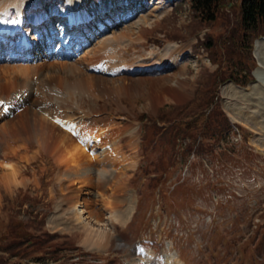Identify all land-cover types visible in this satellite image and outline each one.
I'll return each instance as SVG.
<instances>
[{
	"label": "rangeland",
	"instance_id": "374dc122",
	"mask_svg": "<svg viewBox=\"0 0 264 264\" xmlns=\"http://www.w3.org/2000/svg\"><path fill=\"white\" fill-rule=\"evenodd\" d=\"M62 1L55 4L58 13L65 9ZM230 2L231 5L221 4L224 11L214 20L201 21L194 17L185 0H135L131 3L136 5L129 3L126 7L133 11L130 16L124 17L125 11L113 17L119 19L114 23L106 15L103 21L108 27L97 34H93L96 25L92 26V39L82 43L78 54H72L75 60L81 61L87 54L100 57L99 48L105 39L122 33L132 40L111 44L107 54H103L109 64H113L111 58L119 55L127 65L138 67L147 58L163 54L169 45L181 47L178 68L187 83L186 98H169L153 107L140 96L133 101L121 97L114 102L89 98L92 89L86 95H78L87 115L94 107L103 110L99 115L103 125L115 133L114 137L120 136L114 143L119 158L109 161L103 177L95 173L93 185L85 189L87 194L77 195L73 182L60 176L62 166L41 151L36 138L18 143V155L8 159L5 147H1L0 163L16 164L20 183L0 186V264H152L155 260L149 254H139L135 246L139 241L154 250L156 264H170L167 260L173 257L180 264H264V36L253 40L250 49L245 43L237 44L246 34L237 24V2ZM3 3L0 0V5ZM66 5L67 2L63 7ZM84 7L86 11L102 8L103 0H84ZM9 8L12 10V4ZM26 14L30 15L31 10ZM96 23L100 29L98 20ZM46 29L47 25H42L34 32L44 34ZM209 33L217 41L215 61L202 43ZM229 50L234 52L232 57H243L246 66H251L254 78L243 86L245 89L227 84V80L221 82L224 76L220 71L228 76L233 69L228 62ZM8 53L3 52V56ZM239 72V76L246 77L244 71ZM43 78L40 75L37 81L42 84L43 94L54 102L59 99L65 112L76 109L69 94L45 89ZM203 93L228 111L232 121L240 122L237 134L231 132L228 139H219V146L227 147L228 141L237 152L233 159L226 156L229 162L217 152L206 155L202 150L197 157L190 154L192 148L186 149L187 142L209 140L202 137L200 130L214 103L201 106ZM137 113H142L140 120L135 119ZM130 128L136 129L139 152L130 145ZM194 129L199 133L195 141L188 139L189 135L183 136ZM89 130L88 133H95ZM108 148L113 150L110 143ZM125 161L131 165L123 167ZM78 197H87L101 219L111 213L123 214L130 204L125 222L110 219L113 236L107 245L88 246L85 231L71 225V216L66 212ZM52 217H58L57 221L52 222ZM26 235L43 239L41 249H36L39 244L21 237Z\"/></svg>",
	"mask_w": 264,
	"mask_h": 264
},
{
	"label": "bare ground",
	"instance_id": "6f19581e",
	"mask_svg": "<svg viewBox=\"0 0 264 264\" xmlns=\"http://www.w3.org/2000/svg\"><path fill=\"white\" fill-rule=\"evenodd\" d=\"M131 1L135 0H103L104 7L94 8L90 12L99 15L98 25L102 28L108 27L103 21L104 17L109 15L113 22L119 20H114L113 17H119L127 11V6L125 4L122 6V4L126 2L129 5ZM83 2V0H69L70 11L66 12L65 19L70 14L73 21L77 18L87 20L91 14L82 10ZM42 3L44 0H4L3 5H0V12H4V9L12 4L18 14L16 21L9 23L12 24L11 26L0 17V27H9L11 30L20 28L23 25L24 8L28 5L37 9ZM133 5L136 3H131V6ZM51 9H53L52 6L49 10ZM38 13L39 11L35 10L30 18L35 20ZM67 22L69 23V20H66ZM86 24L83 23V27H79V30H73V35L68 34L67 41L62 44L68 50L61 51L59 42H54L51 39L45 46L44 52L39 55L35 53L36 51H33L31 55L20 51V49L12 53V49L8 48L12 41L6 40L8 37L5 34H0V99L5 98L6 102H10L8 110L0 105V148L5 147V158L8 159L18 155V143H22L26 139L29 140V137L36 138L41 151L53 156L62 166L60 176L69 178L73 182L77 187V195L87 194L86 190L93 185L95 173L97 172L99 177H103L109 161L119 158L114 143L117 138L120 140V136L114 137L115 133L103 125L99 116L103 110L94 107L91 109L90 115H87L86 111L81 108L82 102L78 95H86L92 89L93 92L90 91L89 98H108L114 102H119L121 97L133 101L140 96L148 101L150 106L156 107L169 98L183 101L186 98L187 87V83L182 77L184 73L178 68V56L182 51L177 44L169 45L163 54L153 59L147 58L148 60L140 63L138 67L123 63L119 55L111 58L113 64H109L107 59H103V54H107L111 44H122L127 39L132 40L128 34L122 33L117 37L105 39L99 48V52L102 53L100 57L87 54L83 60H75L71 55L76 52L78 54V51L82 49V43L87 40L86 36L89 37L91 36L89 33H92V27L88 29V24ZM95 24V31H98L97 27L99 26L97 23ZM62 28L66 29V26ZM31 39L36 40L34 36ZM19 46L16 43L15 47ZM55 47L56 49H54ZM70 49H73L74 52H70ZM5 51L9 52L7 56H3ZM38 56L41 57L38 58ZM169 68L171 70H168ZM40 75L44 76L41 83L45 89L69 94L71 101L75 102V106H77L76 109L72 112H65L59 99L54 102L43 94L40 91L42 84L37 82ZM32 77L35 79L31 80ZM34 81L36 82L33 84ZM229 83L232 82L227 81V84ZM37 84L40 86L36 87ZM10 91L12 94L15 92V95L13 96ZM242 117L245 118L244 115ZM247 121L244 122L246 125ZM88 129H91L89 131L94 130L95 133H88ZM127 130L128 136H130V145L136 147V129ZM109 143L113 148L111 151L108 148ZM130 163L125 161L123 167ZM19 183L16 164L8 161L1 162L0 186ZM127 207L128 209L124 210L123 214L109 212L110 216L101 219L94 213L95 210L92 209V204L87 197H81V200L78 197V200L66 213L71 216L69 218L71 225L85 231L87 245L100 248L107 245L113 236L110 219L118 223L125 222L130 208L129 203H127ZM115 211L117 212V210ZM121 211L122 209L118 210V212ZM57 218H53L51 221L55 222ZM93 238L95 240H92ZM178 260L173 257L167 261L170 264H180V260Z\"/></svg>",
	"mask_w": 264,
	"mask_h": 264
},
{
	"label": "trees",
	"instance_id": "16d2710c",
	"mask_svg": "<svg viewBox=\"0 0 264 264\" xmlns=\"http://www.w3.org/2000/svg\"><path fill=\"white\" fill-rule=\"evenodd\" d=\"M190 6V9L193 11L192 13L195 14L194 17L199 18L201 21H211L214 20L218 14H220L222 11H224L223 6L221 5L223 2H230L231 0H187ZM236 7H238L239 10V20L238 25L242 29V34H246V37H242L240 41L237 44L245 43L246 49H250L253 39L261 34H264V0H235ZM216 40L212 38L210 33L205 36L204 41L202 42L204 47L208 49L210 58L215 61V47L216 46ZM244 46V45H243ZM225 47V46H224ZM242 47V46H241ZM230 54H228V62L232 65V70L229 72V77L234 79L238 83H246L249 77L251 76V66H246L245 60L243 57L234 56L233 50H229ZM232 52V53H231ZM239 52H243L242 48L239 49ZM238 55V54H237ZM239 56V55H238ZM234 59L235 62H233ZM219 71V70H218ZM239 71H244V75L246 77L239 76L241 73ZM221 75L224 77H227L224 75V72L220 71ZM223 77V78H224ZM203 104L208 105L207 107H210L211 103L212 106L208 110L205 116L206 122L201 127L200 133L202 134V137L208 138V141L200 139V141L194 146L197 151H213L214 148V141L219 140L222 137H226L233 125V123L228 119L225 112L219 107L217 102H213L212 98L210 96H206L204 93ZM205 113V112H204ZM142 115V113H140ZM182 130V128H181ZM183 130H185V127L183 126ZM186 131V130H185ZM182 134V131H181ZM189 135L190 138L195 141L199 133L196 132V129L194 131H188L184 132L183 136ZM210 136V137H209ZM212 138V139H211ZM186 149H190L193 147V144H186ZM221 151L220 153H222ZM152 178V177H151ZM153 179H156L153 178ZM24 239L31 241L33 244H39L36 249H41L43 245H40L43 242V239L35 240L31 237L21 236ZM31 243V244H32ZM32 244V245H33ZM59 248V247H58ZM57 249V247L55 248Z\"/></svg>",
	"mask_w": 264,
	"mask_h": 264
},
{
	"label": "water",
	"instance_id": "95a60500",
	"mask_svg": "<svg viewBox=\"0 0 264 264\" xmlns=\"http://www.w3.org/2000/svg\"><path fill=\"white\" fill-rule=\"evenodd\" d=\"M232 4V2H229L227 5H231Z\"/></svg>",
	"mask_w": 264,
	"mask_h": 264
},
{
	"label": "snow or ice",
	"instance_id": "6c2138e0",
	"mask_svg": "<svg viewBox=\"0 0 264 264\" xmlns=\"http://www.w3.org/2000/svg\"><path fill=\"white\" fill-rule=\"evenodd\" d=\"M0 103H2V102H0ZM58 123H59V121H57ZM75 134V133H74Z\"/></svg>",
	"mask_w": 264,
	"mask_h": 264
}]
</instances>
